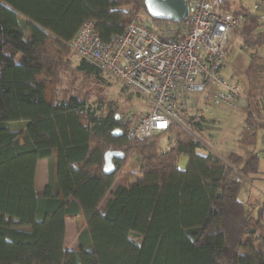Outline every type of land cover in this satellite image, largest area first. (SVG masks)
Returning a JSON list of instances; mask_svg holds the SVG:
<instances>
[{"label": "trees", "instance_id": "1", "mask_svg": "<svg viewBox=\"0 0 264 264\" xmlns=\"http://www.w3.org/2000/svg\"><path fill=\"white\" fill-rule=\"evenodd\" d=\"M145 1L0 0V264H264V204L252 200L264 134L261 16L234 9L236 0H212L246 17L241 38L252 51L237 140L245 151L228 155L229 164L200 154L202 144L180 125L131 140L117 107L61 98L68 45L83 23L94 21L108 42L146 11ZM77 69L106 75L88 60ZM182 118L197 132L206 120ZM116 129L123 135L114 137ZM173 133L175 145L161 150V137ZM108 151L125 154L111 175L103 171ZM134 155L140 170L126 172ZM40 160L49 164L42 193L35 183ZM79 220L78 244L69 247L68 221Z\"/></svg>", "mask_w": 264, "mask_h": 264}, {"label": "built area", "instance_id": "2", "mask_svg": "<svg viewBox=\"0 0 264 264\" xmlns=\"http://www.w3.org/2000/svg\"><path fill=\"white\" fill-rule=\"evenodd\" d=\"M185 1L188 17L183 23L156 22L146 11V18L138 12L122 34L105 42L95 22L86 21L68 45L79 60L94 63L150 101L149 113L122 116L131 140L166 133L173 124L191 131L182 115L202 119L213 117L216 108L240 106L241 89L223 69L246 17L212 0Z\"/></svg>", "mask_w": 264, "mask_h": 264}, {"label": "rangeland", "instance_id": "3", "mask_svg": "<svg viewBox=\"0 0 264 264\" xmlns=\"http://www.w3.org/2000/svg\"><path fill=\"white\" fill-rule=\"evenodd\" d=\"M234 9L244 7L250 12H254L255 15L264 16L263 3L259 0H236ZM141 13H145L144 17H147L145 10H139ZM242 28V26H241ZM232 46L229 52L226 69L224 75L230 78H234V81L238 83L241 89V95L247 97V82H246V70L248 61L250 60L251 50H248L241 38L240 32L233 36ZM72 53V52H71ZM80 60L72 53L71 64L69 68H66L62 72L60 93L62 97H70L72 95L79 96L81 98L88 99V106H92L94 109L102 107L105 111L110 106L117 107L120 114L123 115L126 112H133L137 117L149 113L152 109L150 101L135 94L131 90L126 89L119 82L112 77L103 75L100 78L89 75L86 72L80 71L78 68ZM242 103H240V106ZM237 108L236 110H230L226 107L216 108L215 115L213 117H206L203 121L202 131L197 132L191 130V134L194 135L201 144L202 148L199 151L200 154L212 153L220 157L225 163L228 155L232 152L238 154H244V149L238 144V132L241 129L243 119L241 116L245 114V108ZM24 123L17 124L16 128L21 130L24 128ZM183 127V126H182ZM187 128V127H186ZM264 134H260L259 144L264 146ZM177 136L175 133L165 135L160 139L161 150L172 148L176 143ZM259 145V146H260ZM188 164V157L181 155L178 159V166L180 169H185ZM140 170V161L137 156L129 161L126 172H137ZM45 176V174H44ZM120 180V179H119ZM120 182V181H119ZM255 189L254 184L252 185ZM254 190L253 199L258 200L263 206L264 204V184L257 183ZM249 191V188H248ZM243 192L241 193V199L244 198ZM82 220L68 221V234L67 245L69 247H76L78 244V232L82 227Z\"/></svg>", "mask_w": 264, "mask_h": 264}, {"label": "water", "instance_id": "4", "mask_svg": "<svg viewBox=\"0 0 264 264\" xmlns=\"http://www.w3.org/2000/svg\"><path fill=\"white\" fill-rule=\"evenodd\" d=\"M145 7L147 14L159 21L183 23L188 17V5L185 0H146ZM117 118L119 119L120 116L118 115ZM112 135L119 137L123 135V132L116 129ZM124 158L125 154L121 151H108L105 155L104 173L111 175L116 170L114 159L121 160Z\"/></svg>", "mask_w": 264, "mask_h": 264}, {"label": "crops", "instance_id": "5", "mask_svg": "<svg viewBox=\"0 0 264 264\" xmlns=\"http://www.w3.org/2000/svg\"><path fill=\"white\" fill-rule=\"evenodd\" d=\"M262 6L264 9V4ZM252 13L255 14L254 12H252ZM228 56H229V53H228ZM227 60H228V57H227ZM249 62H250V60L248 61V64H249ZM226 64H225L224 69H223V75H224V72L226 69ZM225 77H227V76H225ZM227 78H230V77H227ZM230 79H232L234 81V78H230ZM241 103H242L241 104L242 106H240V108L246 109L249 106L248 96L244 97L241 95ZM241 119H243V121H242V124H243L244 119H245V114L243 116H241ZM242 124H241V126H242ZM12 125L16 126L17 124L15 123ZM263 137H264V135H263ZM259 139H260V134H259ZM259 145L260 144L258 142L257 151L260 153L262 158L260 160L259 174L257 176H255V178H254L255 179V181H254L255 189L257 187L256 186L257 183L264 184V146H262V145L259 146ZM44 174H45V176H44ZM48 182H49V164H48V161L47 160H40L38 162V166H37V174H36V181H35L37 192L42 193L44 191V189L46 188Z\"/></svg>", "mask_w": 264, "mask_h": 264}]
</instances>
